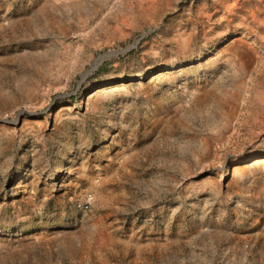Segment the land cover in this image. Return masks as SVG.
Listing matches in <instances>:
<instances>
[{
  "label": "rangeland",
  "instance_id": "1",
  "mask_svg": "<svg viewBox=\"0 0 264 264\" xmlns=\"http://www.w3.org/2000/svg\"><path fill=\"white\" fill-rule=\"evenodd\" d=\"M0 264H264V0H0Z\"/></svg>",
  "mask_w": 264,
  "mask_h": 264
},
{
  "label": "water",
  "instance_id": "2",
  "mask_svg": "<svg viewBox=\"0 0 264 264\" xmlns=\"http://www.w3.org/2000/svg\"><path fill=\"white\" fill-rule=\"evenodd\" d=\"M144 36V35H143ZM138 42V41H137ZM132 48V46L127 47L121 51H117V52H113L114 55H119V54H123L125 52H127L128 50H130ZM107 57H109V54H104L101 55L100 57H98L96 59V61L92 64V66L90 67V69L82 76V80L85 79L88 75H90L93 71H95L97 69V67L99 66V64L106 59Z\"/></svg>",
  "mask_w": 264,
  "mask_h": 264
},
{
  "label": "built area",
  "instance_id": "3",
  "mask_svg": "<svg viewBox=\"0 0 264 264\" xmlns=\"http://www.w3.org/2000/svg\"><path fill=\"white\" fill-rule=\"evenodd\" d=\"M91 201L92 197L88 195L82 201L76 203L75 209L79 212H87L90 209Z\"/></svg>",
  "mask_w": 264,
  "mask_h": 264
}]
</instances>
